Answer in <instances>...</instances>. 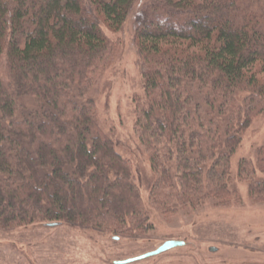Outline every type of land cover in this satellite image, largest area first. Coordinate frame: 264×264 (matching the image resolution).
<instances>
[{"label":"trees","instance_id":"1","mask_svg":"<svg viewBox=\"0 0 264 264\" xmlns=\"http://www.w3.org/2000/svg\"><path fill=\"white\" fill-rule=\"evenodd\" d=\"M139 0H0V232L70 224L134 236L151 225L133 167L97 120L103 75ZM134 43V130L166 216L239 203L231 162L264 116V0H145ZM264 145L238 178L264 203Z\"/></svg>","mask_w":264,"mask_h":264},{"label":"rangeland","instance_id":"2","mask_svg":"<svg viewBox=\"0 0 264 264\" xmlns=\"http://www.w3.org/2000/svg\"><path fill=\"white\" fill-rule=\"evenodd\" d=\"M145 3L139 0L134 5L119 33L105 29L123 49L101 78L95 100L100 127L132 164L150 229L134 236H114L70 224L15 228L0 232V264H119L153 253L167 241L185 245L128 264H264V203L254 201L248 183L238 178L239 162L254 163L257 149L264 145V116L253 121L231 162L230 189L239 194V203L219 206L206 199L196 207L175 206L177 214L166 216L149 201L155 176L134 130L136 102L145 99L134 43L135 21ZM255 180L264 182V173L257 172Z\"/></svg>","mask_w":264,"mask_h":264},{"label":"water","instance_id":"3","mask_svg":"<svg viewBox=\"0 0 264 264\" xmlns=\"http://www.w3.org/2000/svg\"><path fill=\"white\" fill-rule=\"evenodd\" d=\"M50 227H54V226H57V224H51V225H48ZM185 243L184 242H179V241H167L165 244H163L160 248H158L155 252L153 253H150V254H147V255H144V256H141L140 258H137V259H133V260H128L126 262H120L119 264H128V263H131L133 261H137V260H142V259H145V258H148V257H151V256H156V255H159L161 253H164L168 250H171V249H174L176 247H180V246H184ZM212 251H215L214 249H212Z\"/></svg>","mask_w":264,"mask_h":264}]
</instances>
